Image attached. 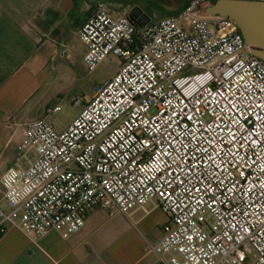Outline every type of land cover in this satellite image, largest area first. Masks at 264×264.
Segmentation results:
<instances>
[{"label":"built area","instance_id":"2783aa9c","mask_svg":"<svg viewBox=\"0 0 264 264\" xmlns=\"http://www.w3.org/2000/svg\"><path fill=\"white\" fill-rule=\"evenodd\" d=\"M212 2L143 27L95 4L83 63L115 56L117 71L65 130L22 127L27 165L0 175L1 235L68 239L94 208L128 217L155 203L168 221L144 246L152 264H264V60L236 22L206 13Z\"/></svg>","mask_w":264,"mask_h":264},{"label":"crops","instance_id":"0c3cea01","mask_svg":"<svg viewBox=\"0 0 264 264\" xmlns=\"http://www.w3.org/2000/svg\"><path fill=\"white\" fill-rule=\"evenodd\" d=\"M95 4L0 0V175L27 165L21 164L17 151L22 127L39 119L48 121L45 111L58 106L61 85L85 84L86 47L78 33ZM133 8L127 4L121 9L129 13ZM152 23L150 19L148 24ZM0 207L6 209L1 193ZM167 221L157 205L149 203L128 217L94 208L68 239L50 232L34 242L10 226L0 237V264H152L155 256L146 254L144 246L161 240Z\"/></svg>","mask_w":264,"mask_h":264},{"label":"rangeland","instance_id":"374dc122","mask_svg":"<svg viewBox=\"0 0 264 264\" xmlns=\"http://www.w3.org/2000/svg\"><path fill=\"white\" fill-rule=\"evenodd\" d=\"M92 3L102 2L108 6L121 9L123 6L130 4L138 8L143 14L147 15L152 22L158 19L170 16L181 11L189 0H90ZM220 0H213L212 5ZM251 3L263 2L264 0H244ZM120 60L111 56L106 59L93 71L89 72L84 85H61L62 98L56 102L60 110L51 114L48 123H50L56 131H60L67 127L68 123L76 117L84 107L86 102L91 100L97 84L103 83L108 77L114 75ZM78 100V103L75 101ZM31 155V154H30ZM28 155V157L30 156ZM21 164L25 163V159H20Z\"/></svg>","mask_w":264,"mask_h":264},{"label":"water","instance_id":"95a60500","mask_svg":"<svg viewBox=\"0 0 264 264\" xmlns=\"http://www.w3.org/2000/svg\"><path fill=\"white\" fill-rule=\"evenodd\" d=\"M206 13L225 16L236 22L251 54L264 60V1L220 0L207 8ZM129 16L142 27L150 21L136 7L129 12Z\"/></svg>","mask_w":264,"mask_h":264},{"label":"trees","instance_id":"16d2710c","mask_svg":"<svg viewBox=\"0 0 264 264\" xmlns=\"http://www.w3.org/2000/svg\"><path fill=\"white\" fill-rule=\"evenodd\" d=\"M132 19V18H131ZM134 22H136L134 19H132ZM0 237H1V234H0Z\"/></svg>","mask_w":264,"mask_h":264}]
</instances>
